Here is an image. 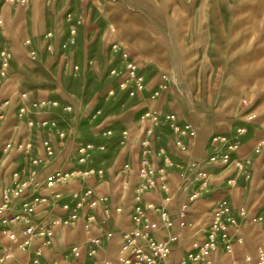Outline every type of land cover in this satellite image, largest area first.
<instances>
[{"label":"rangeland","instance_id":"374dc122","mask_svg":"<svg viewBox=\"0 0 264 264\" xmlns=\"http://www.w3.org/2000/svg\"><path fill=\"white\" fill-rule=\"evenodd\" d=\"M2 58L7 66L0 77V167L6 172L23 165L16 148L3 153L7 141L32 142L45 165L40 182L51 170L77 167L75 148L88 143L93 146L91 164L104 167L105 174L87 183L96 196L108 197L110 212L126 206L131 192L124 190L120 170L128 163L127 175L132 178L136 173L143 129L151 125L143 114L155 107L162 117L173 115L180 124L190 125L194 137L187 140V150L180 151L169 127H155L152 162L162 164L163 150L180 167L168 170V201L157 190L148 194L151 200L168 207L186 204L198 169L211 175L215 202L225 199L232 207L245 206L251 212L263 205L264 0H0V63ZM128 61L143 77L141 93H129ZM160 83L164 89L150 101ZM21 99L27 105L38 104L28 117L18 116ZM42 102L45 106H40ZM28 118L34 123L29 130ZM43 122L48 123L41 126ZM239 127L245 129L243 134L236 131ZM215 135L237 144L226 166L206 163L208 142ZM43 140L52 144L53 159L45 158ZM261 143L260 152L254 153ZM239 164L240 173L250 175L248 181L237 174ZM130 178L126 181L132 190ZM243 181L248 186L243 187ZM0 183L8 187L12 181L7 174ZM72 184V189L81 186L78 181ZM61 190L67 193L70 187ZM215 202L208 204L205 217ZM257 215L264 217V211ZM114 216L118 217L113 212L107 215L111 231ZM116 223L125 229L127 217L119 216ZM76 224L61 229L64 237L58 231L54 241L58 250L47 248L53 262H82V256L72 258L59 249L69 243L84 247V229L80 238L68 235L80 225ZM254 228L264 230V224L245 228V254L258 246ZM93 233L100 235L98 228ZM0 239L5 243L2 235ZM98 262L110 264L112 259L100 255Z\"/></svg>","mask_w":264,"mask_h":264},{"label":"built area","instance_id":"2783aa9c","mask_svg":"<svg viewBox=\"0 0 264 264\" xmlns=\"http://www.w3.org/2000/svg\"><path fill=\"white\" fill-rule=\"evenodd\" d=\"M3 55V54H2ZM6 60L2 58L0 63V77L5 75ZM128 80L131 81L130 95L141 93L144 88V80L133 63L126 62ZM126 84L121 83L120 88H125ZM164 89L162 83L157 86L149 100H154ZM24 96H22L23 98ZM17 112L19 117H28L30 110L38 107V104H25L21 99ZM6 104V103H4ZM45 106V102L40 103ZM52 106H57L56 102ZM143 118L149 119L151 125L143 129V134L139 143L136 177L137 182L131 191V200L124 209L122 206L114 207V214L126 213L130 221V226L121 234L122 243L119 248L116 264H169V255L172 245L177 241L176 236H169L160 239L155 236L158 230L157 224L150 219L149 213L158 215L161 222L166 226H171L170 217L163 205H156L148 201L146 196L159 191L167 197V176L171 167L179 168L176 161H171L164 155L162 164L155 166L151 156V140L154 136L156 126L169 127L173 133L174 143L180 151L188 148L187 140L194 137V131L186 123L180 124L173 115L162 117L159 109L151 107L143 114ZM48 122H43L41 126H46ZM28 130L34 126L29 118L27 119ZM54 126V123H50ZM239 134H243L245 129H236ZM105 134H111L107 131ZM126 132H121L125 136ZM60 140L64 133H58ZM61 145V143H59ZM260 146L254 153L260 152ZM217 147H225L222 151H216ZM16 148L23 157V165L10 173L9 178L12 183L8 187L0 185V235L9 243L3 246L0 239V264H56L54 262L42 261L44 247H50L55 238L57 229L73 227L79 219H82L83 229L86 235L84 247L78 244L69 246L66 253L72 258L84 257L80 264H91L103 240L113 238L111 231H102L100 235H93L92 229L99 227V221L95 210L101 206L103 214L109 215V200L107 196L98 197L91 185L87 183L92 179H100L104 176L105 170L101 165L91 164V151L93 146L88 143H78L75 148L74 160L77 167L69 169H54L49 171L42 182L39 175L44 168V162L38 157L35 146L27 139L26 142H19L14 145L7 141L3 146V153H8ZM45 158L53 159L55 151L48 140L42 141ZM104 146L98 148L102 151ZM207 164L226 166L230 163V155L237 149V144L229 143L225 137L213 136L208 142ZM213 149V150H212ZM46 161V160H45ZM248 161L246 162V164ZM237 174H241L244 181L250 179L247 172H242V166L236 165ZM130 170L129 164L125 163L120 174L125 179L124 190H127V172ZM194 186L189 193L190 200H196L209 191L211 185V175L203 170H195ZM2 176L0 175V178ZM75 181L81 182L79 189L62 192L61 187L70 186ZM235 184V180L232 182ZM56 210L61 211L58 215ZM262 215H252L244 208H233L225 199H219L213 204L209 212V221L201 232V239L191 244L184 252L177 264H211L212 255L223 252H232L233 243H241L240 239L231 234V230H237L241 226L263 225ZM183 225V224H181ZM35 241L39 245L33 248ZM12 247L16 248L25 259L18 260L12 252ZM255 264H264V233L255 251ZM250 256L245 257L246 262H250Z\"/></svg>","mask_w":264,"mask_h":264},{"label":"crops","instance_id":"0c3cea01","mask_svg":"<svg viewBox=\"0 0 264 264\" xmlns=\"http://www.w3.org/2000/svg\"><path fill=\"white\" fill-rule=\"evenodd\" d=\"M7 174H8V177H9L10 172L8 173L2 167H0V175L2 176L0 178V181L5 179V177H7ZM126 177H128V180H129L130 175L128 174ZM130 181H132V183H130V184L132 185V188H133V186L137 182L136 173L133 174L132 178H130ZM236 185H238V184H236ZM246 185H247V183H244V181H243V187L246 186ZM73 186L74 185L71 184L70 186L65 187V191L66 190L68 191L69 187H70V190H71ZM243 187H242L243 190H247L246 189L247 187L245 189ZM128 190H129V192L132 191L131 189H129V186H128L126 191H128ZM247 192L248 191L243 193L245 195L243 197V202L245 201V198L248 196L247 194H249ZM262 194L264 196V190H263ZM204 195L205 194H203L201 197H199L196 200H190L188 198L186 204H182L181 206H176L175 204H172L170 207L165 206L160 200L158 202H155L154 200H151L148 195L146 196V199L148 201H152L156 205H163L165 207L169 217H170V220H171V226L170 227H166L161 222V220L159 219L157 214L149 213L150 219L153 220L157 224V227H158V230L155 233V236L160 238V239H163V238L169 237V236H176L177 237V241L172 245V251H171V253L169 255V258H168L169 264H177V261L183 257L184 252L187 249H189L191 244L193 242L199 241L201 239V232L205 228V226L207 225V223L209 221V216L205 217L203 215V213L209 209L208 208V204L210 202L213 203V202L216 201L217 194H215L214 191H212V189L210 187L209 191L206 193L207 196H204ZM202 198H205V199H202ZM130 200H131V196H130ZM130 200L128 201V204L130 203ZM263 202H264V200H263ZM262 204L263 205L258 207L256 209V211H254V212H251L250 209L246 208L245 206L240 207V208H244L250 214L255 215V214L259 213L260 211H264V203H262ZM127 205L123 206V208L125 209L127 207ZM233 208H237L238 209V207H233ZM60 213H61V211L56 210V214L59 215ZM95 213H96V217H97V219L99 221L98 232L101 233L102 231H111L110 230V223L111 222L108 220L107 216H105L103 214L101 206L97 207V209L95 210ZM116 215L118 217H115V216L113 217V221L115 222L114 223L115 225H113V227H112L113 230H115L116 232H112L113 230L111 231L113 233V238L110 239V240H106L105 239V240L102 241V244L99 247L95 257L91 260V264H100L98 262L100 260V255H101V259L109 257V258L112 259V262H110V264H116L119 248H120V245L122 243L121 234H122L123 231L127 230L129 228V226H130V221H129V218L127 217L125 211H124V213H122L120 215H118V214H116ZM121 215H124V217L126 216L127 220H128V224H127V227L125 229H123L121 226H119L116 223L117 219H119V216H121ZM208 215H209V213H208ZM78 221L79 222L77 224L80 223V225L76 224L77 227L74 230H68L67 231L68 235H74L75 237H77V238L79 237L80 238L81 231H82L81 228L83 229V226H82L83 222H82V219H80ZM181 224H183V225H181ZM199 226H200V228H199ZM243 227H244V229H241ZM250 227H256V225L247 226V227L246 226H241L237 230H231V234H233L236 238L240 239L241 243L234 242L233 246H232V252H230V253L218 252V253L212 255V257L210 258L211 264H255V258L254 257H255V251L256 250H254L250 254H245L247 246H245V244L243 243V242H246L245 241L246 240L245 239L246 236H244V234L246 232L245 228L249 229ZM259 228L261 229L262 227L260 226ZM259 228H254V229H257L255 231L256 236L253 239V240L256 241V243H259L260 237H261L262 233H264V230H259ZM94 229H96V228H94ZM60 230L61 229H57L56 235H57L58 231H60ZM238 231H239V233H238ZM65 233H66L65 231L61 230L59 232V234H61L60 237H64ZM56 235H55V237H56ZM83 238H84V241H85L86 237H82L81 238L82 241H83ZM251 240L252 239H250L249 242H251ZM54 241H55V238H54V240L52 242V245L50 246V249L55 248L54 247ZM2 244L5 247L9 246V243L7 241H5V243L2 242ZM74 244H78V243H69L68 245L63 246L64 248L60 247L59 249L61 250V248H62L61 251L65 252V251H67L69 246L74 245ZM38 245H39V242L35 241L34 244H33V248L37 247ZM47 248L48 247H44L42 249V253H43L42 261H44V262H53L52 259L48 258V256L46 255V251H48ZM56 248H55V251L58 250ZM12 250L14 251V247H12ZM13 254L16 257V259H18V260H23V259L26 258L25 255L21 254L19 251H16V250L13 252ZM246 256H250L252 260L250 262H246L245 261V257ZM82 259H84V257H82ZM54 263H56V262H54Z\"/></svg>","mask_w":264,"mask_h":264}]
</instances>
